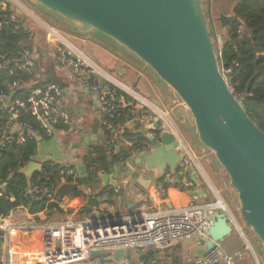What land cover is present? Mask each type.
<instances>
[{"label": "water", "instance_id": "water-1", "mask_svg": "<svg viewBox=\"0 0 264 264\" xmlns=\"http://www.w3.org/2000/svg\"><path fill=\"white\" fill-rule=\"evenodd\" d=\"M25 1L71 22L80 33L97 31L109 37L154 70L177 93L193 116L200 142L214 152L228 173L246 225L264 246V132L249 116L221 71L204 0ZM16 11L24 23L25 12L21 8ZM239 20L235 14L221 13L219 17L224 29ZM101 84L106 85L104 78ZM82 91L89 97L96 96L88 89ZM160 120L161 117L149 119L152 127L143 130L153 147L124 161L123 171L114 164V175L100 173L104 185L110 182L119 187V200L127 212L148 198V191L159 186L167 169L175 173L186 157L185 151L177 149L182 136L166 130ZM73 125L77 126L75 122ZM37 140L41 142L42 138ZM22 171L31 177L42 173L43 166L31 162ZM121 178L126 185L121 186ZM126 187L135 193L129 201H125ZM190 195L199 199L206 196L200 188ZM166 203L172 207L170 202ZM229 214L228 210H221L213 216L205 244L193 250L195 257L205 255L216 242L233 233L235 226L230 223ZM116 215L119 217L120 213ZM99 216L114 215L99 213ZM28 250H39V246L32 245ZM107 254L106 250L92 251L90 258L95 260ZM128 254L127 250L119 249L114 251L113 258L119 260Z\"/></svg>", "mask_w": 264, "mask_h": 264}, {"label": "trees", "instance_id": "trees-1", "mask_svg": "<svg viewBox=\"0 0 264 264\" xmlns=\"http://www.w3.org/2000/svg\"><path fill=\"white\" fill-rule=\"evenodd\" d=\"M232 14L237 15L240 20L230 22L225 28L227 35L217 52L220 68L249 116L264 132V0H238L233 7ZM11 15H14L16 19L9 21ZM29 21L27 17L22 23V16L10 3H7L5 9L0 6V22H3L0 27V94L8 95L11 102L27 100L35 87L45 88L55 83L65 90L66 86L55 74L53 68L50 69L54 60L51 61L50 66L46 65L45 72L40 71L39 64L36 62L31 69L23 67L22 50L24 48L32 50V39L35 36ZM67 22L73 30L61 25L64 29L79 35H86L78 32L71 22ZM96 34L97 36L91 39L93 42L115 52L112 44L107 42L110 40L114 45L125 50L100 32ZM36 81L38 82L33 84ZM106 84L116 89L117 95L123 96L127 103L131 101V97L126 92L114 88L107 82ZM129 111H132V108L128 106L119 110L114 120L117 131L127 122L130 117L128 116ZM19 112L20 121L37 131L38 137L43 140L52 137L47 132L46 122L34 115L29 107L19 108ZM150 114L146 109L139 111V117ZM8 117L9 111L0 105L1 129L5 127ZM54 128L55 130H68L69 125L65 124L62 119H58L54 123ZM111 133L112 131L104 129V143L94 147L84 156L86 176L75 181L71 176H65L64 165L52 161L44 162L42 173H34L31 177L23 173L24 165L38 151L39 141L36 137H28L22 144L13 143L1 149L0 183H4V186L0 196V217H7L19 208H26L28 213L35 216L42 211L62 213L64 211L61 202L66 198L74 207H80L79 213L82 214L91 213L103 202H115L119 193L115 192L111 186H106L97 194L91 195L86 194L81 187L84 185L92 187L94 183L100 181V173L110 172L114 164L123 163L135 154L148 149V142L140 133L132 136L126 133L125 136L129 138L132 145L127 146L121 139H118V149H112L109 143ZM161 182H164V178ZM172 186L181 190L188 189L179 183H174ZM166 188L164 186L161 189L164 197L167 195ZM43 189L48 190L52 199L43 195ZM73 211L74 208L68 210L69 213ZM1 234L0 230V249L2 247ZM106 256L112 255L107 254L102 257L107 259ZM140 262L141 264H182L181 257L168 252V249L159 251L153 248L141 254ZM0 264H2L1 260Z\"/></svg>", "mask_w": 264, "mask_h": 264}, {"label": "built area", "instance_id": "built-area-1", "mask_svg": "<svg viewBox=\"0 0 264 264\" xmlns=\"http://www.w3.org/2000/svg\"><path fill=\"white\" fill-rule=\"evenodd\" d=\"M6 1H10L17 8L22 6L17 0L15 2L13 0ZM6 1L0 3L3 9L7 6ZM21 9L24 11L23 8ZM15 19L16 17L11 15L9 21ZM2 24L3 22H0V27ZM49 31L55 38L51 41L55 44L62 61L71 64L77 74L82 77L85 88L97 96L102 113L101 125L103 129L112 131L109 143L112 149H118L120 132L116 130L114 120L119 110L128 106V103L123 96L117 95L116 89L107 84L103 86L101 84L102 77L83 58L77 57L75 61L71 59L73 52L67 51L65 48L67 40L55 28L49 27ZM35 54L29 48L22 50L21 62L24 68H33L37 58ZM112 86L120 89L114 84ZM64 99L65 90L55 83L45 88L35 87L32 95L24 101L11 102L8 95L1 93L0 105L7 108L9 117L5 127L0 128V150L13 143L22 144L28 137L38 138L37 131L20 121L19 108L29 107L34 115L43 119L48 127L47 132L52 137L55 133L54 123L58 119H62L65 124L70 125L71 119L64 109ZM177 149L186 152L183 162L188 163L191 149L184 139L179 141ZM31 162L39 163L44 167L45 161H39L35 155L24 167ZM61 164L66 168L65 176H71L74 181L79 178L78 172L74 168L64 163ZM169 178L170 174H167L165 180L168 182ZM3 186L4 183H0V196L3 193ZM163 187L159 185L158 189L161 190ZM117 190L119 193V187ZM42 192L43 195L52 199L47 189H43ZM148 199V201L137 204L131 212L120 213L119 217L113 214L112 218H102L92 214L83 218L68 217L58 221L30 219L17 222L12 220L10 215L0 217L2 232L0 260L2 264H14L16 256L20 254L25 258L26 264H69L90 258L92 251L106 250L108 254L113 255L114 251L119 249L129 251L137 247H162L188 239H194L201 247L209 236L213 216L221 210L229 211L226 204L219 199L211 202L192 201L184 205H172V207H169L165 201L155 202L150 197ZM233 219L235 218L230 213V223H233ZM31 231H37L40 235V250L16 249L14 244L17 233ZM245 250L230 252L223 246L222 241H219L208 253L201 257H195L194 264H235L237 259L243 257ZM253 254L257 259L254 251Z\"/></svg>", "mask_w": 264, "mask_h": 264}, {"label": "crops", "instance_id": "crops-1", "mask_svg": "<svg viewBox=\"0 0 264 264\" xmlns=\"http://www.w3.org/2000/svg\"><path fill=\"white\" fill-rule=\"evenodd\" d=\"M13 7L17 9L15 5H13ZM22 7L24 6L22 5ZM26 16L28 17L27 14ZM28 18L35 34L32 39V51L34 54L36 53L35 55L37 56L35 62L39 64L40 71L45 72L46 65L50 66L51 61L54 60L50 69L53 68V71L61 82L66 85L64 109L71 119V124L69 125L68 130H55L53 140L43 143L42 141L44 140L42 139V141L39 142L36 157L39 161L51 160L58 163H64L65 165L74 168L78 172L79 178L84 177L87 172L84 164V156L94 147L102 145L105 141L104 129L101 125L102 113L100 105L97 102L96 96L89 97V95H86L82 91V89H86L82 77L77 74L71 64L68 65L62 61L56 50L55 44L51 41L50 35L40 31V27L38 23H36L38 22L37 20L33 21L31 17ZM74 39L78 49L73 52L74 56L72 55L71 59L75 61L77 57L83 58L86 63L90 65L92 69L96 70L109 85L114 84V86H118L131 97V101L128 102V107L132 108V111L128 112L130 113V115H128L130 117H128L127 122L119 129V139L123 141V144L127 146L132 145L129 138L125 136L126 133H129V136L140 133L146 138V142H149L146 135L143 133V130L152 127L148 124L149 119L161 117L160 123L164 128L175 134L179 133L190 147L191 151L198 157L191 144L186 140L182 130V127L186 122L193 119L192 114L177 93L167 85L154 70L146 66L135 55L126 50V52L121 51L122 49L114 45L110 40L107 42L112 44L115 52L104 48L92 40H87L84 37L77 36ZM38 49L40 52H37ZM78 104H80V106H78ZM144 109L151 114L139 117V111ZM165 115L173 120L175 128H171L167 125L164 121ZM73 122H75L77 126L73 125ZM81 127H86V129L81 130ZM194 129L196 132V127ZM148 147H153L150 142ZM208 154V152L204 151L202 156H207ZM117 165H119L120 171H123V163H118ZM178 169L179 170L175 173L167 169L165 175L162 177L164 178V182L160 181L159 185L167 187L166 197L163 196V193L157 187L154 190L148 191V198L150 197V199L155 202H170L172 205H184L192 201L211 202L217 200H210L206 193L204 199L191 197L190 192L199 188L202 189L199 176L189 162L185 163L182 161L178 164ZM131 170L134 171L132 168ZM114 173V169L112 168L110 172H102L101 174L114 175ZM167 174H170L168 182L165 180ZM124 180L125 179L122 178L120 179L121 186L126 185ZM174 183L183 184L188 189L182 191L181 189L172 186ZM106 186H111L114 188L115 192L118 191V187L113 186L110 182L107 185H104L101 178L100 181L94 183L92 187L84 185L81 188L86 194L91 195L97 194ZM160 193L162 197L160 196ZM134 195L135 193L126 187L125 201H129ZM173 200L175 202H173ZM61 207L64 211L62 213L42 211L38 216L28 213L25 208H19L13 211L9 217L17 222H24L30 219L35 221H58L64 220L68 217L83 218L85 216H91L92 214L98 216L99 213H102L103 215H113L127 212L125 205L119 200V194L115 202H103L98 207H95L89 214L79 213L80 207H74L67 198L61 202ZM70 208H74L72 213L68 212ZM227 209H229L228 206ZM230 213L232 212L230 211ZM39 237L40 235L37 231L17 233L14 246L19 250L21 248L29 249L30 246L37 245L40 250L41 246L39 244ZM163 247L164 246L148 247L147 249ZM197 247H193L192 251ZM14 264H26L25 258L18 254Z\"/></svg>", "mask_w": 264, "mask_h": 264}, {"label": "rangeland", "instance_id": "rangeland-1", "mask_svg": "<svg viewBox=\"0 0 264 264\" xmlns=\"http://www.w3.org/2000/svg\"><path fill=\"white\" fill-rule=\"evenodd\" d=\"M13 1L15 2V0ZM17 1H19L24 6L20 7L25 10L24 12L28 15V17H31L33 21H38L36 23H38L40 31L42 33H46L47 35L49 34L50 38L53 40H55V38L50 33L49 27L55 28L67 40L65 47L67 51L74 52L78 49L75 43V37L80 36L82 38H86L87 40H91L93 39V36H97L96 31L87 33L86 35H79L73 31H68L61 25H65L70 29H72V26L62 17L46 10L40 5L31 4L25 0ZM236 1L238 0H204V10L206 12L216 52H218L222 46L227 35L226 29L222 28L220 24V14H232V10ZM7 3L12 5L10 1ZM39 21L42 25L39 23ZM54 42L58 43L56 41ZM121 51L125 50L122 49ZM37 52H40V50L38 49ZM164 121L171 128H175V124L173 123V120L169 118V116L165 115ZM194 128V119L187 121L182 127L186 140L191 144L198 155L197 157L195 153L191 151L189 156V164L192 165L193 169L198 174L201 181L200 186L207 194V197L210 200H222V202L228 206L232 214L235 216L233 223L236 227L234 228L233 233L222 242L223 246L226 247V249L230 252L246 249L243 257L237 259L235 264H264V246L261 240L254 234L252 229L246 225L240 213L238 193L234 190V188H232L228 173L220 165L215 157L214 152L207 149L200 142ZM53 138L54 137H50L42 142L45 143L47 141H51ZM204 151L208 152L209 154L207 156H202ZM160 181H162V178H160ZM160 196L162 197L161 193ZM197 246L199 245H197L194 239H188L171 245H166L163 248L153 249L159 251H167L168 249V252L175 253L181 257L182 264H194L195 256L192 248ZM148 247L149 246L132 248L128 251V257H121L119 260L114 259L112 255L110 257L106 256L107 259H104V257L101 256L95 260L88 258L81 261L71 262L69 264H141L140 256L144 251L147 250ZM253 251L257 255V259L254 257Z\"/></svg>", "mask_w": 264, "mask_h": 264}, {"label": "bare ground", "instance_id": "bare-ground-1", "mask_svg": "<svg viewBox=\"0 0 264 264\" xmlns=\"http://www.w3.org/2000/svg\"><path fill=\"white\" fill-rule=\"evenodd\" d=\"M222 206H223V204H222Z\"/></svg>", "mask_w": 264, "mask_h": 264}]
</instances>
